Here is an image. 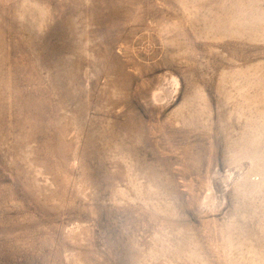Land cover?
Segmentation results:
<instances>
[{"label":"rangeland","instance_id":"1","mask_svg":"<svg viewBox=\"0 0 264 264\" xmlns=\"http://www.w3.org/2000/svg\"><path fill=\"white\" fill-rule=\"evenodd\" d=\"M0 264H264V0H0Z\"/></svg>","mask_w":264,"mask_h":264}]
</instances>
